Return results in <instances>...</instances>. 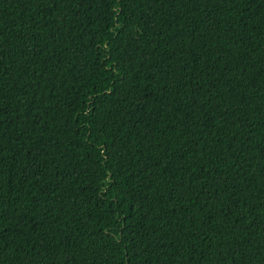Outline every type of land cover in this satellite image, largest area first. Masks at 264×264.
<instances>
[{
  "label": "trees",
  "instance_id": "obj_1",
  "mask_svg": "<svg viewBox=\"0 0 264 264\" xmlns=\"http://www.w3.org/2000/svg\"><path fill=\"white\" fill-rule=\"evenodd\" d=\"M0 264H264V0H0Z\"/></svg>",
  "mask_w": 264,
  "mask_h": 264
}]
</instances>
